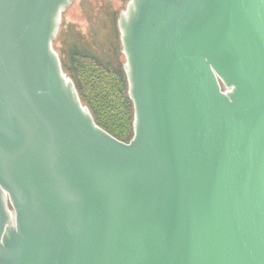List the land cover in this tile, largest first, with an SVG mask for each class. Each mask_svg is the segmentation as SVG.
<instances>
[{
    "label": "water",
    "instance_id": "1",
    "mask_svg": "<svg viewBox=\"0 0 264 264\" xmlns=\"http://www.w3.org/2000/svg\"><path fill=\"white\" fill-rule=\"evenodd\" d=\"M72 0H0V264H264V0H129L133 136L53 48Z\"/></svg>",
    "mask_w": 264,
    "mask_h": 264
},
{
    "label": "rangeland",
    "instance_id": "2",
    "mask_svg": "<svg viewBox=\"0 0 264 264\" xmlns=\"http://www.w3.org/2000/svg\"><path fill=\"white\" fill-rule=\"evenodd\" d=\"M128 1L72 0L66 7L53 42L66 76L74 79L80 57L115 66L125 63L117 19Z\"/></svg>",
    "mask_w": 264,
    "mask_h": 264
},
{
    "label": "trees",
    "instance_id": "3",
    "mask_svg": "<svg viewBox=\"0 0 264 264\" xmlns=\"http://www.w3.org/2000/svg\"><path fill=\"white\" fill-rule=\"evenodd\" d=\"M74 85L94 121L119 140L133 136L134 108L123 64H103L93 57L76 59Z\"/></svg>",
    "mask_w": 264,
    "mask_h": 264
}]
</instances>
